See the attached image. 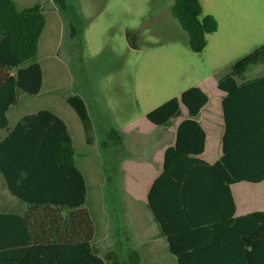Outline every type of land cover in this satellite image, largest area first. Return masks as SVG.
Segmentation results:
<instances>
[{
    "label": "trees",
    "instance_id": "trees-1",
    "mask_svg": "<svg viewBox=\"0 0 264 264\" xmlns=\"http://www.w3.org/2000/svg\"><path fill=\"white\" fill-rule=\"evenodd\" d=\"M56 1L64 6V0ZM172 11L188 34L191 50L201 52L207 35L217 30L215 16L204 12L200 0H173ZM45 23L37 4L18 7L14 0H0V172L10 193L26 203L22 214L0 211V264H135V251L129 261H121L114 251L100 256L91 243L95 227L85 206L86 181L75 163L64 120L40 109L9 126V106L18 102L20 94L33 95L41 89L43 71L34 57ZM261 63L264 43L237 59L226 78L237 83L236 75ZM219 87H224L222 80ZM228 97L223 99V154L212 164L195 157L205 146L197 115L208 96L200 87L190 86L146 113L150 122L168 125L181 115L182 106L187 110L177 124L175 142L165 149L163 170L150 187L147 203L177 264H264V211L235 217L229 188L239 180L264 178V141L233 142L229 135L238 115L230 111ZM67 102L90 140L92 123L83 98L73 94ZM258 105L252 102L250 107L252 124ZM192 163H196L194 175L198 167H208L213 182L227 191V221H200L196 183L188 196L186 173Z\"/></svg>",
    "mask_w": 264,
    "mask_h": 264
},
{
    "label": "rangeland",
    "instance_id": "rangeland-1",
    "mask_svg": "<svg viewBox=\"0 0 264 264\" xmlns=\"http://www.w3.org/2000/svg\"><path fill=\"white\" fill-rule=\"evenodd\" d=\"M14 1L18 7L37 4L46 20L34 57L43 67L44 83L39 93L22 94L18 109L55 108L72 125L79 118L67 96L77 94L92 122L91 144L78 147L89 151L76 161L86 175L97 221L94 247L102 256L114 251L121 261L135 251V264H177L164 239L150 240L152 215L141 194L126 190L130 176L122 162L140 153L143 141L125 135L104 154L102 128L133 127L146 138L153 127L148 111L202 77L230 70L264 43V0H200L204 12L218 21L201 52L189 47L173 0H64L63 7L56 0ZM254 67L263 71L261 64L248 71ZM181 110L175 120L186 115L184 106ZM144 181L137 179L135 187L143 188Z\"/></svg>",
    "mask_w": 264,
    "mask_h": 264
},
{
    "label": "crops",
    "instance_id": "crops-1",
    "mask_svg": "<svg viewBox=\"0 0 264 264\" xmlns=\"http://www.w3.org/2000/svg\"><path fill=\"white\" fill-rule=\"evenodd\" d=\"M261 65L263 67V71L261 72L254 71L256 68L254 67L252 71H248L247 68L244 73L236 75L235 78L237 83H233L231 80L226 78V75L229 72V70H227L219 75H206L202 77L197 82V84H195L196 86L200 87L208 96L207 102L201 107L197 115V120L205 131V146L204 150L201 153L195 155V157L212 164L222 156L223 137L226 131L223 99L229 95L230 97L228 98L230 99H228V106L230 107V111L238 115L236 122L232 123V128L235 130L230 132L229 135L233 142L248 143L254 138H257L256 140L259 142L264 141V63H261ZM259 78H261L260 81ZM219 80H222L224 87H219ZM43 83L44 73L42 86ZM255 89H261L262 93H256L254 91ZM22 96L23 95L20 94L18 102L16 104H11L6 111V116L10 127H13L24 115L36 112L40 109H49L53 111L59 117H61L67 125L68 131L73 141V146L75 148V163L83 173L86 181L87 191L85 206L91 215L95 227L94 236L91 240V243L93 244L98 230L97 221L89 201V188L86 175L76 161L77 155L87 154L89 151L88 149L85 151L79 150L78 147L81 145L89 146L91 144V138L90 140L87 139L83 123L76 111L75 112L79 118V121L74 119L71 125L66 116L55 108L40 107L34 110L18 109V104L20 103ZM252 102L259 104L257 106L258 108L255 110L254 124L250 123L248 120L250 119L249 114L251 112L250 107ZM186 116L187 110L186 115L182 116L179 120L171 121V123L168 125H157L151 122L153 127L149 128L148 132L146 133V135H148L146 138H140L137 136L136 130L133 127H131L128 131L113 127H106L105 129L102 128L104 136L102 140L104 154H110V146L121 140L125 135L133 137V139H141L143 141L142 146L140 147V153L132 157H128L126 162H122V165H125V168L128 171V176H130L127 181L126 190L129 192L135 191L136 194H141L142 199L145 200L146 206L148 203V193L150 187L154 179L163 170L165 149L175 142L177 124ZM251 125L253 126V129ZM93 130L94 129L92 126V131ZM194 164L196 163L189 165L188 171L186 173V179L188 185V196H192L191 190L194 187V183H196L198 186L200 202L198 209L200 210V221L203 223H219L227 221V215L230 208V201L227 191H224L225 189H223L222 184L220 185L213 182L210 173L211 171L208 167H201L200 169L198 167L199 172L197 176L194 175V172H191L195 166ZM131 176H133V178H131ZM144 177H146V181H144V187H135L137 179ZM196 179L197 181H194ZM229 188L234 202L235 217L253 211H264V178L260 181L239 180L231 183ZM25 210L26 203L19 200L10 193L6 186L3 175L0 172V211H12L22 214ZM149 229L151 230L150 234L152 235H149L150 240H154L153 237L155 235L158 236L157 238L159 239H164L167 251L169 252L167 240L163 235H161L159 226L154 220L153 215L150 219ZM96 251L100 256H102L97 249ZM169 254L171 253L169 252Z\"/></svg>",
    "mask_w": 264,
    "mask_h": 264
},
{
    "label": "water",
    "instance_id": "water-1",
    "mask_svg": "<svg viewBox=\"0 0 264 264\" xmlns=\"http://www.w3.org/2000/svg\"><path fill=\"white\" fill-rule=\"evenodd\" d=\"M129 44L133 46V42L131 40H129ZM172 121H175V119H172Z\"/></svg>",
    "mask_w": 264,
    "mask_h": 264
}]
</instances>
